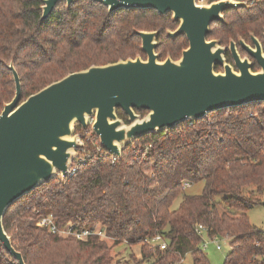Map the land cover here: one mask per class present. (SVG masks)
<instances>
[{"label":"trees","instance_id":"1","mask_svg":"<svg viewBox=\"0 0 264 264\" xmlns=\"http://www.w3.org/2000/svg\"><path fill=\"white\" fill-rule=\"evenodd\" d=\"M41 4L0 0V110L15 92L10 61L20 78L22 100L69 72L143 57L134 30L160 31V59L168 52L177 57L187 44L184 37L170 39L164 34L175 21L154 9L108 11L93 0H74L69 6L60 0L41 19ZM227 21L213 27L212 35L260 32L264 0L230 11ZM117 114L126 121L121 109ZM145 144H150L147 153L135 158V149ZM184 180L202 181L201 192L186 193ZM263 190L264 101H257L135 137L114 162L103 155L79 165L73 175L62 179L56 175L16 198L2 221L25 264H109L119 245L127 247L133 264H180L186 253L194 264H206L203 236L228 239L223 264H264V228L247 216L261 203L257 194ZM35 209L50 211L61 227L97 225L110 240L51 233L34 223ZM198 224L203 231L198 232ZM154 233L164 236L165 248L149 249L143 241ZM0 264H18L1 242Z\"/></svg>","mask_w":264,"mask_h":264},{"label":"water","instance_id":"2","mask_svg":"<svg viewBox=\"0 0 264 264\" xmlns=\"http://www.w3.org/2000/svg\"><path fill=\"white\" fill-rule=\"evenodd\" d=\"M41 19H46L60 0H41ZM69 6L74 0H64ZM108 11L119 7L154 9L171 14L178 22L167 36L184 35L188 46L178 59H159L155 52L157 31L134 30L146 54L118 59L69 72L21 100L20 78L8 63L15 92L0 111V242L18 264H25L3 227V215L16 198L57 173L64 178L81 146L75 125L87 126L111 154L121 157L135 137L173 128L186 119L243 103L264 101V45L251 36L253 47L239 44L259 66L241 58L233 40L229 50L236 69L224 61V47L206 39L209 24L223 20L222 11L246 6L242 1L214 0H93ZM264 37V28L262 31ZM223 71H214V64ZM126 116H118L117 110ZM146 112L140 114L138 110Z\"/></svg>","mask_w":264,"mask_h":264},{"label":"built area","instance_id":"3","mask_svg":"<svg viewBox=\"0 0 264 264\" xmlns=\"http://www.w3.org/2000/svg\"><path fill=\"white\" fill-rule=\"evenodd\" d=\"M211 1L214 0H196V3L204 4V3H209ZM235 1H242L246 5H250L257 0H235ZM93 119H94L93 115H88L86 127H82L79 125H75L74 127L73 133L77 134L78 139L81 142V146L75 148L76 153L72 158V162L69 168L67 169L66 176L73 175L77 171L79 165H83L90 160L96 161L97 159H100L103 155H110V159L112 162L118 159L116 155L111 154L108 150L104 149L103 146L100 144L99 140L94 137L95 134L91 128ZM186 120H188L189 124H191L193 121V119H186ZM149 148H150V144L138 146L134 151V157L137 158L139 155L147 153ZM56 175L59 179H62V176H60L59 173H57ZM190 184H191L190 181L184 180L182 182V188L186 189L190 186ZM34 212L35 214H37L34 223L38 226H43L47 228V230L51 233H58L60 235H70L80 240H85L91 235H97L99 237L105 236L104 230L97 225L78 228L73 223H69L61 227L56 224L55 217L50 211L46 213H39L38 210L35 209ZM197 229L198 232L199 230L203 231L202 225L198 224ZM204 238L209 239L208 237L203 236L202 248H205L207 245L206 241H204ZM209 240H213V241L215 240V244H216L215 247L217 249L220 248V245L219 243H217L215 238ZM143 241L146 242L151 249L155 247L163 249L167 246V241L161 233H154L151 236L144 237ZM6 255L7 254L4 253V256Z\"/></svg>","mask_w":264,"mask_h":264},{"label":"rangeland","instance_id":"4","mask_svg":"<svg viewBox=\"0 0 264 264\" xmlns=\"http://www.w3.org/2000/svg\"><path fill=\"white\" fill-rule=\"evenodd\" d=\"M202 186H203L202 181L191 183L190 186L185 189V192L189 194L200 193L202 190ZM257 195L260 198L261 203L250 208L247 211V216L251 223L261 228H264V190L260 194H257ZM179 201H180V197L174 200L173 206L176 207ZM103 237L106 238L107 240H110L108 236L106 235ZM204 241H206L207 245L205 248H203L202 252L206 258V264H223L224 258L230 249L228 239L226 237H217L216 241L220 245L219 249L215 247L216 245L215 240L213 241V240L204 238ZM149 249L151 248L149 247ZM112 255L113 257L109 264H133L132 260L129 258L127 247L124 245L116 246L112 250ZM180 261H181L180 264H194L193 257L190 253H186L184 257L182 258V260Z\"/></svg>","mask_w":264,"mask_h":264},{"label":"flooded vegetation","instance_id":"5","mask_svg":"<svg viewBox=\"0 0 264 264\" xmlns=\"http://www.w3.org/2000/svg\"><path fill=\"white\" fill-rule=\"evenodd\" d=\"M245 7H249V5L242 6V7H238V8H235V9L230 8V9H226V10L222 11L223 20H214V21H211V22H210V24H209V32H208L207 35H206V39H207V40H210V39H216V40L218 41V44H219L221 47H224V53H223L224 61H225L226 63H228L229 65H231L234 69H236V67H235V63H234V60H233L232 55H231V52H230V50H229V42H230V40H233V41L235 42V44H236V49H237V52L239 53L240 57H241V58L246 57L249 61H251V64H252V65H251V69L254 70V71H257V70L259 69L258 64H257L256 61L254 60V58H253L252 56H250L244 48L241 47V45L239 44V39H240V38L243 39L244 42H245L246 44H248L250 47H253V42H252V40H251V36H255V38H256V39H257L262 45H264V37H263V35H262V31H263L264 26L262 27V30H261L260 32H257V33H255V32L252 31V30H248V31L246 32V34L241 35L240 33H236L235 36H233V35H229V36H226L225 38H224V37H217V36H214V35H212V33H211V29H212L213 27L220 26L222 23L228 22V21H227V15H228V13H229L230 11H234V10H236V9L245 8ZM167 14H169V18H170V20L173 21V20L171 19V14H170V13H167ZM177 25H178V22L175 21V25H174L173 27H167V28H165V33H164V34L167 36V31H168V30H174V29L176 28ZM147 31H157L156 41H158V44H157V46L155 47V52L158 54V57H159V51H157V47H158V45H159V43H160V41H161L160 31L157 30V29H154V30H147ZM138 36H139V35H138ZM167 37H169V36H167ZM175 37H184V39L186 40V43H187L184 47L181 48V50L179 51V55H178L177 57L174 58V59H178V58L181 56V51H182L184 48H186V47L188 46V41H187V39L185 38L184 35H178V36H175ZM175 37H174V38H175ZM139 38H140V36H139ZM169 38H170V39H173V38H171V37H169ZM140 44H141V38H140ZM140 50H141V49H140ZM141 52L144 54V56H143V57L141 56V57H142V58H145V57H146V54H145L143 51H141ZM167 56H170V57H171V55H170L169 52L167 53V55H166L165 57H167ZM172 58H173V57H172ZM159 59H160V58H159ZM163 59H164V58H163ZM214 71H216V72L223 71V66H222L221 64H219V63H215V64H214Z\"/></svg>","mask_w":264,"mask_h":264}]
</instances>
